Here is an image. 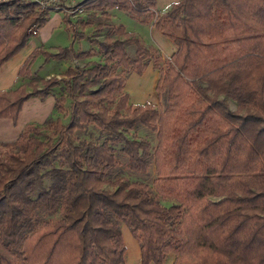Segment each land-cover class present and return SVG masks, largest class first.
<instances>
[{
	"label": "trees",
	"instance_id": "trees-1",
	"mask_svg": "<svg viewBox=\"0 0 264 264\" xmlns=\"http://www.w3.org/2000/svg\"><path fill=\"white\" fill-rule=\"evenodd\" d=\"M75 5L86 10L80 24L105 30L95 49L36 47L17 77L38 55L82 65L29 92L0 90V119L14 123L28 98L53 88V109L67 116L25 123L0 142V264H125L121 224L139 264H163L169 253L173 264H264V0ZM112 10L151 23L172 44L169 57L102 24ZM46 13L28 0L0 3V65ZM148 63L158 102L129 104L125 78Z\"/></svg>",
	"mask_w": 264,
	"mask_h": 264
},
{
	"label": "rangeland",
	"instance_id": "rangeland-1",
	"mask_svg": "<svg viewBox=\"0 0 264 264\" xmlns=\"http://www.w3.org/2000/svg\"><path fill=\"white\" fill-rule=\"evenodd\" d=\"M70 1H73V3L75 4L81 0H70ZM59 3L60 2H58L55 5H59ZM55 5H52L50 8L47 9L46 20L43 23V25L40 28H38L36 31L34 30V32L32 33L29 32L30 35L28 37V40L24 44V46L14 54L16 58L12 61L13 64L15 63V61L18 62L20 58H23L22 60L23 62L26 59V57L30 55V53L36 47L41 48L40 50L54 52L56 48L68 46L72 40L73 42L71 43V48L75 52L76 51H86L88 49H95L94 41L101 40L102 35L105 30L97 31L94 26H86L82 23L80 24V21H82L86 17L85 9L82 8L81 13L75 12L73 14H68L67 12H64L63 10L58 9L57 7H54ZM75 6H78V5H75ZM155 8H157L156 5H155ZM113 11H116V10H112V12L110 13H113ZM123 14L124 13L121 11L118 13H115L113 18L110 17L108 21L101 22V23L104 25L106 24L109 25L108 22H111L113 24L112 26H115L116 23L120 24V20L122 19H123L122 21L123 23L126 21L125 18L127 19L128 17V16L127 17L123 16ZM125 26L126 28H130V25H125ZM126 52L130 56L133 55L132 45L128 44L126 46ZM82 63L83 61L71 60L67 58L61 59V60L49 59L45 61L43 57H41V55L34 56L30 60L28 69H26V71H23L21 76L16 77L13 83V86L10 88H13L19 85L21 89H23L25 92H29L31 91L32 88L39 85L37 81L38 79L46 78L49 76L58 77L62 74V72L67 67L81 66ZM27 71L29 72L27 73ZM51 91H52L51 94L45 97L43 100H40L37 97H32V98L30 97V99L28 98L27 100H29V102L23 108L22 113L19 116L17 127L12 130H1L0 129V142L12 141L15 138V134H17L19 129H21V127L25 123H34V124L39 125L48 116L59 117L62 122H65L67 116L65 117L61 113H57L53 109V98L58 94V89L53 88V90ZM63 107L65 109V113H67L68 101H66L63 104ZM229 107L230 109H232L233 105L230 103ZM12 132L13 134L10 135ZM136 134L140 137L148 139L152 144L154 143L153 135L147 132L146 130H144L143 128L139 127L136 130ZM86 135L89 138L93 139L94 137H97L99 133L97 132V130L91 129L90 134L89 132H86ZM1 150L2 149L0 148V151ZM149 173H152V171H150ZM148 177L151 178L152 176L149 174ZM120 232H121V235H124L122 238L123 244H124V237H125V244H124L125 264H138V259L135 254V250L134 248L133 250L130 248V243H128V240H127V234L129 235L130 239H132L127 228L125 226H123L122 228V225H120ZM130 253H132V255Z\"/></svg>",
	"mask_w": 264,
	"mask_h": 264
},
{
	"label": "crops",
	"instance_id": "crops-1",
	"mask_svg": "<svg viewBox=\"0 0 264 264\" xmlns=\"http://www.w3.org/2000/svg\"><path fill=\"white\" fill-rule=\"evenodd\" d=\"M176 1L177 0H155V5L157 7L156 9L159 8L160 10H162L166 8L170 3H173ZM118 12H120V10L113 11L112 15L114 16V14ZM113 16L111 18H113ZM123 16L127 17L128 15L124 13ZM125 20L126 21L123 23H122L123 19L120 20V25L123 26L125 31L136 34L145 46L156 48L162 60L169 57V55L173 51L172 44L167 38L163 37L151 25V23H139L129 16L127 17V19L125 18ZM116 25H119V23H116ZM125 25H130V28H126ZM15 58L16 57L13 56L12 58L4 62L2 65H0V90L8 89L13 86V83L17 77L18 68L23 60V58H20L18 62L15 61V63L13 64L12 61ZM157 77H158L157 71L156 69L152 67L151 63H148L146 65V67L144 68V70L142 71L140 75H137L134 73L127 74L125 81H124V85H123V89L127 93V102L129 104L150 103V104L156 105L158 101H157V96H156L154 87L156 84ZM28 102L29 100H26L22 104L21 106L22 108L20 112L18 113L17 118L14 123H12L11 120L6 119V118L0 119V129L1 130L15 129L17 127L19 116L22 113L23 108L28 104ZM12 134L13 132L10 135ZM16 135L17 134H15V137ZM121 225H122V228L123 226H125L123 224ZM121 236L123 238L124 235H121ZM132 239H130L129 235L127 234L128 243H130V248L132 250L134 248L136 257L138 259V264H139L138 246H137V243H135L136 241L133 239L135 241L134 242ZM124 244H125V237H124ZM130 254L132 255V253ZM173 261H174V255L169 253L166 255L165 262L163 264H173Z\"/></svg>",
	"mask_w": 264,
	"mask_h": 264
},
{
	"label": "built area",
	"instance_id": "built-area-1",
	"mask_svg": "<svg viewBox=\"0 0 264 264\" xmlns=\"http://www.w3.org/2000/svg\"><path fill=\"white\" fill-rule=\"evenodd\" d=\"M6 1H10V0H0V3L6 2ZM28 1L35 3L36 6L41 8V9H48L52 5H55L58 2H60L59 5H55L54 7H57L58 9H61L64 12H67L68 14H73L75 12L76 13L82 12V7L81 6H75L73 1H70V0H68V1L67 0L66 1H64V0H28ZM27 31L32 33V32H34V29H33V27H29Z\"/></svg>",
	"mask_w": 264,
	"mask_h": 264
}]
</instances>
